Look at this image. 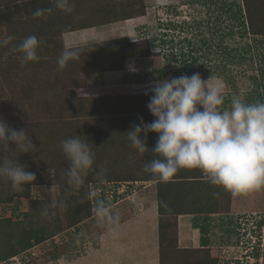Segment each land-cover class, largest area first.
Listing matches in <instances>:
<instances>
[{
    "label": "trees",
    "instance_id": "16d2710c",
    "mask_svg": "<svg viewBox=\"0 0 264 264\" xmlns=\"http://www.w3.org/2000/svg\"><path fill=\"white\" fill-rule=\"evenodd\" d=\"M204 1L208 7L213 4L218 10L216 25L222 22L221 15H225L226 21L230 22L228 34L233 38L230 48L233 62L236 59L243 62L251 49V45L247 44L237 46L239 42L235 43V37L251 38L254 47L261 45L264 49V0H232L230 4H219L217 0ZM70 4L72 11L66 13L55 9L54 0H0V29L3 28L6 32L0 31V39L9 35L15 37L9 45L0 47V104L3 105L8 99L1 100V94L6 91L5 87L13 92L14 98L28 97L36 103V87L32 90L31 85H34L35 77L47 76L46 81L38 82V93L44 106L52 110V117L48 118L47 123L49 126L40 121L28 126L39 129L43 125L40 130L43 138H39L36 143V148L42 149L40 155L34 153L32 156H26L16 152L0 154L9 159L18 158L20 163L27 165L26 171L36 176L33 184L24 186L21 191L13 189L11 182L6 178H0V202L10 201L11 194L15 191V196L30 199L28 210L32 215L35 213L40 216L45 212L49 199L31 197L30 190L34 185L46 183L47 173L53 172L55 182L60 185L55 196L65 204L64 208L54 210L56 220L53 223L47 225L45 221L37 220V228L21 225L17 233L12 230L8 232V243L0 245V263L89 219L93 215L96 199L111 204L106 200V196H92V186L101 183L96 177V172L99 171L103 173L104 182L156 181L158 264H218V257L211 254L205 243H202L200 248L178 247L177 218L180 214L229 212L232 194L211 185L198 169H181L167 182H161L151 173L144 172V166L152 159L158 158L151 150L156 144V133L147 134L146 146L149 149L143 155L130 147L126 132L131 130V126L140 124L139 118H142L145 124L154 119L147 108L151 93L134 94L129 92L127 85L118 88L102 87V91L94 95L78 93V90L81 92L87 89L82 85V73L122 70L125 61L130 57L148 58L161 54L173 63L178 59L183 61L186 52L191 55L192 60H197L194 59L196 57L193 54V44L187 42L188 48L193 50L181 46L177 52L176 43L181 40L174 42V39L166 37L167 34L139 37L134 41L122 36L85 44L81 48L80 58L70 61L67 67L60 71L57 58L65 47L60 38L63 32L144 16L147 8L145 0H70ZM49 7L54 9L50 15H33L36 9ZM31 35H35L41 42L38 49L40 59L25 64L20 59V54L12 49ZM244 51L247 53L244 54ZM259 56L264 61V52ZM167 68L168 62L161 72ZM259 70L260 73L250 77L254 87L246 97L249 103L264 101V67ZM13 72L18 74L20 85L19 81L6 78ZM24 73L26 75L23 77ZM2 78L6 80L2 81ZM226 103L224 107L228 106ZM75 135L93 144L95 163L94 171L89 173L85 184L72 192L74 188L67 184L65 175L68 162L60 145L65 138ZM51 213L52 210H49V214ZM60 213L62 216L58 217ZM24 214L30 215L28 212ZM1 220L13 224L10 219Z\"/></svg>",
    "mask_w": 264,
    "mask_h": 264
},
{
    "label": "rangeland",
    "instance_id": "374dc122",
    "mask_svg": "<svg viewBox=\"0 0 264 264\" xmlns=\"http://www.w3.org/2000/svg\"><path fill=\"white\" fill-rule=\"evenodd\" d=\"M217 1L219 4L232 2V0ZM205 2L204 0H145L147 8L144 16L63 32L60 38L65 46L94 44L122 36L134 41L139 37L167 34L166 37L174 39V42L181 40L176 43L177 52L181 46L187 50L194 49L193 54L196 57L194 59H197L192 60L191 55L186 52L183 61L180 62L178 59L173 63H170L161 54L148 58L130 57L125 61L122 70L82 73L81 77L84 78L82 85L87 89L81 92L78 90V93L94 95L101 92L102 87L114 86V88H118L127 85L129 92L137 94L145 92L158 80L179 77L185 73L187 76L199 73L203 80L209 79L210 84H217L224 89L226 105L229 104L233 94L243 95L246 99L254 87L250 77L260 73L259 69L264 67V61L259 56L264 52V49L261 48V45L254 47L251 38L235 37V43L239 42L236 44L237 46L242 47L247 44L251 45V49L248 53L244 51V54L247 53V55L243 62L239 59L233 62L232 51H230L233 38L228 34L230 22L226 21L225 15H221L220 21L222 22L216 25L215 17L219 15L218 10L213 4L208 7ZM0 31L6 33L3 28ZM188 41L193 44V49L188 48ZM167 62L169 68L162 73L161 69L167 65ZM25 75L26 73L23 77ZM17 76L18 74L13 72L6 78L9 77L10 81H19ZM39 78L35 77V83L31 85L32 90L36 87V103L28 97L14 98L13 92L4 86L6 91L1 94L3 97L1 100L8 99L3 105L0 104V117L10 127L27 129L35 147L37 140L43 138V133L40 131L43 125L39 129L37 127L28 128V126L35 124V121L49 126L48 118L52 117V110L46 105L44 106L38 93L40 87L38 82L46 81L48 77L39 76ZM1 80L5 81L6 79L2 78ZM9 146L12 147L11 144ZM34 153L40 155L42 149L36 148L26 156H32ZM47 174L46 183L31 187V197L48 199L55 197L60 185L55 182L53 172ZM142 185L138 181L137 183L135 181L132 183L130 181L103 182L93 185L92 193L96 194L95 197L106 196V200L111 203L118 201L119 198L129 201L128 198H125L127 192L139 189ZM74 191L75 188L72 189V192ZM14 193L15 191L11 194L10 201L0 202V245L8 243L10 239L7 236L8 232L10 233L12 230L17 233L21 225L37 228L39 227L36 224L37 220L45 221L47 225L56 220L55 214L52 213L48 215L42 213L40 216L33 213L32 215L28 210L30 199L15 196ZM234 203L236 213L214 216V221L210 224L211 227L202 234H209L210 249L213 250L214 256L218 257V264H264V188L236 195ZM26 212L30 215L25 216ZM61 216L60 213L58 217ZM124 216L120 215L122 221ZM1 219H10L13 224ZM104 229L106 228L97 221L93 211V215L89 219L59 232L52 238L50 237L12 258L2 261L0 264L9 262L19 264H104L103 257L97 254V250H94L98 248V232ZM138 248L142 250L136 245L126 246L122 254L115 253L116 263L112 260L107 264H158V248L155 242L152 244L149 241L150 251H147V255H141ZM80 258L81 260H79ZM72 260L75 261L71 262Z\"/></svg>",
    "mask_w": 264,
    "mask_h": 264
},
{
    "label": "clouds",
    "instance_id": "9594fccd",
    "mask_svg": "<svg viewBox=\"0 0 264 264\" xmlns=\"http://www.w3.org/2000/svg\"><path fill=\"white\" fill-rule=\"evenodd\" d=\"M56 10L71 12L70 0H54ZM53 8L36 9L35 17L52 14ZM15 37L0 39L5 47ZM40 41L35 35L24 38L13 51L20 54L23 63L37 62L40 57ZM84 45H66L57 58L58 70L65 69L70 61L79 59ZM151 93L148 111L151 123L133 124L126 132L130 147L143 155L149 148L146 137L149 132L157 134L155 147L151 150L158 158L152 159L143 171L151 173L161 182H167L181 169H198L208 182L232 195L247 194L264 188V101L247 102L243 95L233 94L224 107L226 93L217 84L203 80L199 73L158 80L145 95ZM14 148H9V145ZM61 151L68 162L65 171L67 184L79 189L94 171L95 152L93 144L81 136H69L61 142ZM34 146L27 129H15L0 117V154L16 152L31 154ZM26 164L18 158L0 155V178L11 182L13 189L23 190L36 180L34 173L26 171ZM99 182H104L102 172H96ZM95 193L92 196L95 197ZM64 201L51 197L45 206L49 210L62 209ZM94 214L97 221L107 229L109 236L118 238L120 215L114 213L110 204L95 200Z\"/></svg>",
    "mask_w": 264,
    "mask_h": 264
},
{
    "label": "crops",
    "instance_id": "0c3cea01",
    "mask_svg": "<svg viewBox=\"0 0 264 264\" xmlns=\"http://www.w3.org/2000/svg\"><path fill=\"white\" fill-rule=\"evenodd\" d=\"M135 182L137 183V181ZM138 183L143 184L141 188L127 192V197L125 198H128L129 201L119 198L118 201L110 204L114 213L125 215L123 221L120 217L118 238L114 239L109 236L107 229L98 232V248L94 250H97V254L103 257L104 264L111 263L112 260L116 263L115 253L120 252L122 254L126 246L136 245L140 247L142 250L138 249L141 255H147V251H150L149 241L152 244L155 242L158 248L156 181L146 180L138 181ZM230 207L229 212L180 214L177 218V240L179 247L200 248L202 243H205L207 247L211 248L209 234L202 233L208 231L209 227H211L210 224L213 223L214 216L229 215L235 212L234 195H232ZM210 250L214 256L213 250ZM73 261L75 260L71 262Z\"/></svg>",
    "mask_w": 264,
    "mask_h": 264
},
{
    "label": "built area",
    "instance_id": "2783aa9c",
    "mask_svg": "<svg viewBox=\"0 0 264 264\" xmlns=\"http://www.w3.org/2000/svg\"><path fill=\"white\" fill-rule=\"evenodd\" d=\"M15 258V257H14ZM11 264H19V263H11Z\"/></svg>",
    "mask_w": 264,
    "mask_h": 264
}]
</instances>
